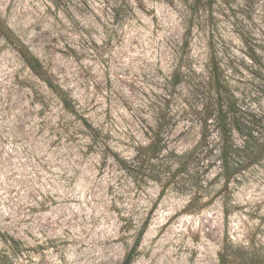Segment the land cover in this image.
<instances>
[{
	"label": "rangeland",
	"instance_id": "rangeland-1",
	"mask_svg": "<svg viewBox=\"0 0 264 264\" xmlns=\"http://www.w3.org/2000/svg\"><path fill=\"white\" fill-rule=\"evenodd\" d=\"M213 1L184 48L192 0H0V264H122L148 218L132 264H221L225 248L264 254V158L231 182L227 208L223 194L202 206L223 185L218 166L204 195L192 165L175 178L151 177L147 161L137 168L140 149L162 137L168 151L195 147V82L214 65L243 125L264 139V0ZM15 39L75 112L27 65ZM178 64L188 76L179 83ZM81 115L97 128L96 141ZM246 140L234 132L237 145ZM163 162L153 159L158 169Z\"/></svg>",
	"mask_w": 264,
	"mask_h": 264
},
{
	"label": "trees",
	"instance_id": "trees-1",
	"mask_svg": "<svg viewBox=\"0 0 264 264\" xmlns=\"http://www.w3.org/2000/svg\"><path fill=\"white\" fill-rule=\"evenodd\" d=\"M62 0H53L57 6L60 5ZM213 0H192L190 6V18L188 21V27L184 33L183 47L187 48L190 45L189 36L191 33V26L196 19L200 11H207L211 9ZM11 32V31H10ZM9 38L12 36L9 33ZM18 51L22 55L27 65L32 71L40 77L50 88L56 93L63 102V105L67 110L75 112L73 109L71 97L67 91L60 86L55 80L51 78L47 70L44 68L42 61L33 53V51L25 45L21 40L15 39ZM182 64H178L175 68L172 77L179 83L183 78L188 77L184 74ZM194 73H197L194 70ZM181 76V77H180ZM197 91L202 92L201 109H194L193 114L196 115V120L200 122V139L195 147L185 154H179L175 151H168L167 145L162 141L161 132L165 128V123L162 121L159 125V135L162 137L150 145L140 149L138 153L139 161L137 163L140 168L145 161L151 165L149 168L152 171L151 177L159 178L162 175L168 173L169 176L174 177L184 171H187L188 167L192 165V172L194 171L195 177H193L196 190L202 192L204 195L210 189L212 182L208 181V173L216 166L219 167L217 177L223 180V185L219 192L212 196L208 201L202 203V206L213 203L219 194H225L229 191L230 184L235 180L240 173L250 167L252 164L259 163L264 158V139H255L253 136L254 129L250 126L243 125L241 122V115L238 113L236 102L232 100V94L229 93L225 79L217 65H214L212 71L208 73L206 77H203L199 81L195 82ZM80 119L84 128L88 130L89 137L96 141L98 139V130L85 116L81 115ZM255 122V121H254ZM253 124H256L254 123ZM246 129V131H244ZM238 131L242 133L243 137L247 138V144L243 146L237 145L234 141V132ZM249 141H252L249 143ZM148 149H153V153L147 154ZM167 149V153L162 155V151ZM164 158L162 169H158L157 165L153 163V159L161 157ZM178 159V160H177ZM169 160H171L169 162ZM120 162L125 166L127 170H131L125 161L120 159ZM176 162L177 167H174ZM155 167L153 169L152 167ZM194 166V167H193ZM174 168V169H173ZM174 171H173V170ZM173 171V173L171 172ZM171 172V173H170ZM165 193V187L161 190L159 199ZM196 198H192L189 201L188 209L195 206ZM224 206L227 205V197L223 198ZM227 208V207H226ZM225 211L227 212V209ZM150 218H148L142 225L136 241L132 248L128 251L122 264H132L134 261L138 247L142 241V238L149 226ZM7 238V239H6ZM5 239H12L9 235H5ZM14 247V246H13ZM221 264H226L228 260L236 262L237 264H264V254H253L249 258L243 256L242 252L235 250L232 253L225 248L224 252L220 256ZM230 257V258H229Z\"/></svg>",
	"mask_w": 264,
	"mask_h": 264
}]
</instances>
